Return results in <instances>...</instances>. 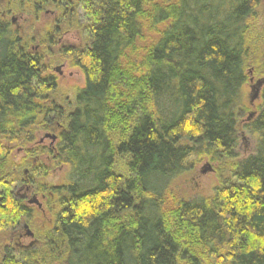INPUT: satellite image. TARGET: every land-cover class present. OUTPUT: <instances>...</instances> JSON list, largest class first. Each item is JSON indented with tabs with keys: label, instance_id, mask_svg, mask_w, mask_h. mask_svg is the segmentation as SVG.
Listing matches in <instances>:
<instances>
[{
	"label": "trees",
	"instance_id": "16d2710c",
	"mask_svg": "<svg viewBox=\"0 0 264 264\" xmlns=\"http://www.w3.org/2000/svg\"><path fill=\"white\" fill-rule=\"evenodd\" d=\"M258 5L0 0V264H264V86L244 124L255 149L236 152L246 73L264 77ZM46 7L59 16L35 52V37L9 15L38 18ZM64 28L87 42L61 53L84 75L72 99L49 69ZM50 131L53 149L37 145ZM49 152L68 166L63 184L36 180L48 168L31 158ZM204 158L217 163L213 194L176 196L175 178ZM26 167L47 199L48 225L34 224L32 206L14 195ZM22 221L36 241L16 249L9 238Z\"/></svg>",
	"mask_w": 264,
	"mask_h": 264
},
{
	"label": "rangeland",
	"instance_id": "374dc122",
	"mask_svg": "<svg viewBox=\"0 0 264 264\" xmlns=\"http://www.w3.org/2000/svg\"><path fill=\"white\" fill-rule=\"evenodd\" d=\"M52 7L44 8L40 13H38V18L35 14L27 12H22L20 10L14 11L9 15L12 27L21 34L24 35H33L35 40L31 43L33 51H41L43 47L39 38L45 36V28L50 27L54 24L57 13L54 12ZM252 23L260 26L264 21V0H259V5L256 10L255 17L252 18ZM81 35L77 36L76 33L65 34L63 40L60 44H79L81 47L87 44L86 40H83ZM37 37V38H36ZM80 37V39H79ZM82 39V42L80 41ZM56 49V48H55ZM58 49H56L57 51ZM36 51V52H37ZM58 55V53H57ZM57 57V56H55ZM58 59L55 60L52 65L49 67L50 72L57 77L58 87L60 91L71 97L74 96V93L77 88H80L84 85V75L78 67H74L70 62H67L63 59L61 55H58ZM48 61L51 60L47 58ZM63 64V65H62ZM59 69L57 70V68ZM247 81L242 86L243 101L247 106V110L238 120V146L236 152L238 153V158L249 155L255 149L256 137L253 133L249 132L244 124L253 119L254 115L259 110L261 104V91L264 86V82L260 87L259 98L255 99L253 102H250V94L255 90L257 81L264 79V77L256 76L252 74V71H247ZM253 113L250 117L249 114ZM49 132L39 133L36 137L37 145H42L45 147H50V143L54 144V140L47 137L46 134ZM53 136V133H49ZM44 139L42 143L39 141ZM15 158H18L20 151L14 152ZM33 165L43 163L47 168V172L44 176L37 175L36 180H42L43 183H51L53 185H60L66 182L68 174V166L66 164L58 163L54 158L52 153H45L41 155H34L31 158ZM121 170L125 169L124 161H120L118 165ZM217 163H211L206 158L198 159L195 161L193 167L177 176L172 184V190L175 195L181 198L189 199L199 196H211L213 190L218 184V173L216 171ZM24 176L28 178L29 170L27 167L22 169ZM42 176V177H40ZM28 187V190L26 189ZM14 195L21 199L26 195L25 202L32 206L34 210V224L36 225H48L51 222V212L49 211V205L47 199L43 193H41L37 186L36 182L30 181V178L27 179L25 183H20L14 188ZM36 197L37 201H32L33 197ZM31 202V203H28ZM34 225V226H36ZM13 237V238H12ZM36 241L34 237V228L31 223H26L22 221L17 229V232L12 234L9 238V243L16 249H24L32 246Z\"/></svg>",
	"mask_w": 264,
	"mask_h": 264
},
{
	"label": "flooded vegetation",
	"instance_id": "af4514ba",
	"mask_svg": "<svg viewBox=\"0 0 264 264\" xmlns=\"http://www.w3.org/2000/svg\"><path fill=\"white\" fill-rule=\"evenodd\" d=\"M53 11L57 13V15H55V16H56L55 21H56V20H57V17L59 16V12H58L57 10H53ZM55 21H54V23H55ZM52 27H54V25H52ZM69 32H70V34H74V33H76L77 36H79V34H80V35H81L80 37L83 38V36H82V34L80 33V31H78V30H74V29H72V28H69V29L64 28L63 30H61L60 32H58L57 37H56V39H55V44H53V50H54L55 48L58 49L57 51H56V49H55L54 51L59 52L58 54L61 55V56H62L61 53H62V52L64 53V50H68V49H71V48H72V49H74V48H82L81 45H79V44H75V45L66 44V43L63 44V45L60 44L61 41L63 40L65 34H67V33H69ZM47 33H48V32H47ZM47 33H46V36H47ZM80 37H79V39H80ZM83 40H84V39H83ZM80 41L82 42V39H81ZM51 42H53V40H51ZM41 46H42V43H41ZM30 47L32 48L33 45H31ZM36 51H37V50H36ZM36 51H35V52H36ZM39 52H40V51H39ZM46 55H47V54H46ZM62 57H63V56H62ZM63 59H64L65 61H67V62H70V60L67 59V58H64V57H63ZM62 65H63V64H62ZM58 69H59V67L57 68V70H58ZM55 77H56V76H55ZM56 79H57V77H56ZM49 133H53V134H54L53 136H47V137L51 138L52 141L54 140V143H55L56 140H57V138H58V134H56V131H54V132L50 131ZM43 140H44V139H41L39 142L42 143ZM53 146H54V144L51 142L49 148H52V149H53ZM26 189L28 190V187H27ZM25 198H26V195H24L23 198H21V199L25 201ZM36 199H37V198L34 196V197L32 198V201L36 202V201H37ZM28 203H31V202H28Z\"/></svg>",
	"mask_w": 264,
	"mask_h": 264
},
{
	"label": "water",
	"instance_id": "95a60500",
	"mask_svg": "<svg viewBox=\"0 0 264 264\" xmlns=\"http://www.w3.org/2000/svg\"><path fill=\"white\" fill-rule=\"evenodd\" d=\"M264 79L257 81L256 86L254 87L255 90L250 94V102H253L255 99L259 98V92H260V87L263 84ZM253 113H250L249 116L251 117ZM46 136H51V134H46Z\"/></svg>",
	"mask_w": 264,
	"mask_h": 264
}]
</instances>
